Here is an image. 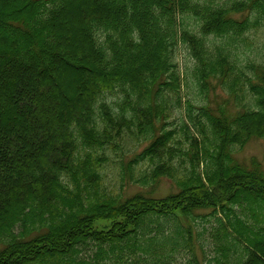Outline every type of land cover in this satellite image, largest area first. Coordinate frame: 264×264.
Wrapping results in <instances>:
<instances>
[{
  "label": "trees",
  "instance_id": "obj_1",
  "mask_svg": "<svg viewBox=\"0 0 264 264\" xmlns=\"http://www.w3.org/2000/svg\"><path fill=\"white\" fill-rule=\"evenodd\" d=\"M263 22L264 0H0V264H86L78 257L90 243L105 255L143 251L138 264H169L165 250L179 241L160 237L158 220L173 217L189 232L203 209L220 214L226 243L241 245L239 264H264V154H233L250 139L264 142V64L240 66L231 48ZM179 42L195 60L200 92L214 80L248 93L218 114L188 101L199 115L196 135L180 128L183 148L173 145L179 130L154 127L179 92ZM66 77L79 83L74 96ZM117 90L119 111L104 99ZM134 129L148 140L142 181L169 178L176 190L105 191V150Z\"/></svg>",
  "mask_w": 264,
  "mask_h": 264
},
{
  "label": "rangeland",
  "instance_id": "obj_2",
  "mask_svg": "<svg viewBox=\"0 0 264 264\" xmlns=\"http://www.w3.org/2000/svg\"><path fill=\"white\" fill-rule=\"evenodd\" d=\"M187 22L191 26H197V21L193 20V18H188ZM75 25L74 21L71 27ZM223 40L220 37H212L213 43H220ZM231 48L240 66H245V64L250 62L264 64V22L257 29H251L246 32L244 38L232 41ZM174 61L180 72L179 92L170 100L173 106L170 114L164 120L159 119L154 122L157 133L160 132L161 127L164 129H175L176 131L179 130L177 135L183 138L180 128L186 126L191 134L196 135V129L193 126L192 120H194L195 116L199 115V112L196 108L188 111V101L193 106L206 104L210 107L209 109L212 113L217 114L220 106H225L229 110H235L246 102V94H248L246 88L239 90V87H237L234 90L237 94V98H235L234 91L231 92L228 87H221L214 80L209 84L207 92L206 90L200 92L193 74L195 60L189 54L186 46L181 42L175 47ZM246 72L251 74V70L246 69ZM64 81L68 87H66L67 93L70 97L74 96L73 91L78 90L79 83L75 79L67 77L64 78ZM122 97L123 94L117 90L112 94H106L104 99L112 104L114 110L119 111L115 103L122 99ZM225 100L228 103H225ZM136 130L134 129L133 133L126 130L123 139L116 141L117 144L119 143L116 149L109 148L105 150L106 158L100 167L105 191L109 192V194L112 193V195L125 196L138 190H151L152 195L158 196L176 190V186L169 178H161L157 184L142 181L143 179L140 177L143 174L142 170H148L151 167V161L147 157L144 159L139 157L148 140L144 139L146 135L135 134ZM197 135L199 134L197 133ZM180 140L182 141L180 144H173L176 148H183V146L186 147L188 145V142L186 143L184 138ZM179 151L184 152L185 150L175 151L176 154H174L173 159L176 163L180 160ZM233 154L239 160H248L251 156L263 159L264 142L258 138L250 139L243 147L234 146ZM135 156L137 162L131 168L128 167V160ZM181 157L188 165V157L183 155ZM129 172L132 173V178L128 176ZM179 172H183L182 167L179 168ZM219 216L220 214L214 213L211 209L199 210L197 215L192 216L190 219L189 232L185 230L186 223L183 221L181 223L173 217H161L158 220L161 225L160 237L161 234L170 235V237L176 238L179 241V244L175 245L172 251L168 250V248L165 250L168 256L165 253L164 260H162H167L169 264H239L244 251L240 244L226 243L224 235L219 231ZM152 228L153 223L149 227L147 234L155 233L156 229L153 230ZM178 230L179 234L176 233ZM223 246L226 248V251L222 250ZM135 253L128 249L122 253L116 250L113 253L108 252V257H106L107 255L98 251L96 245L90 243L88 246L81 247L78 258L84 259L86 264H138L141 261L139 256H144L145 253L139 250L135 251ZM103 255L106 258H103Z\"/></svg>",
  "mask_w": 264,
  "mask_h": 264
}]
</instances>
